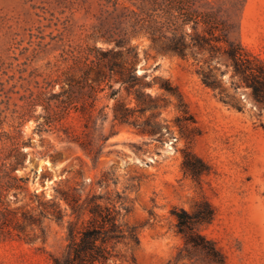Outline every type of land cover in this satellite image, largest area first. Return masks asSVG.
I'll list each match as a JSON object with an SVG mask.
<instances>
[{"label": "rangeland", "instance_id": "obj_1", "mask_svg": "<svg viewBox=\"0 0 264 264\" xmlns=\"http://www.w3.org/2000/svg\"><path fill=\"white\" fill-rule=\"evenodd\" d=\"M191 1L264 61V0ZM152 10L149 0H0V165L21 180L8 201L27 218L20 237L0 242V264H52V254L66 252L75 218L64 195H95L120 211L135 237L116 246L110 264H217L177 230L174 212L194 214L204 203L214 218L199 231L225 263L264 264V105L239 86L226 59L165 50L160 34L138 22ZM113 32L127 34L136 57L125 61L156 108L141 113L115 76L95 84L85 113L78 103L58 119L54 97L77 95L72 81L92 49L124 51L106 39ZM208 71L220 88L204 84ZM120 105L135 111L129 122L116 119ZM194 155L208 167L199 176ZM57 208L63 221L52 216Z\"/></svg>", "mask_w": 264, "mask_h": 264}, {"label": "trees", "instance_id": "obj_2", "mask_svg": "<svg viewBox=\"0 0 264 264\" xmlns=\"http://www.w3.org/2000/svg\"><path fill=\"white\" fill-rule=\"evenodd\" d=\"M149 1L153 4L152 13H147L138 22L147 23L160 34L165 50L182 57L190 54L198 56L206 52L211 61L226 59L233 67V77L238 80L239 86L249 88L254 100L264 105V61L248 53L242 45L231 42L223 27L224 24L215 15L193 8L195 4L191 0ZM187 26L190 27L191 32L186 31ZM116 35L120 38H115ZM126 37L127 34L121 36L113 32L106 38L109 42H115L117 47L123 48L124 51L103 50L99 47L92 49L93 59L87 64L81 79L72 81L74 84L72 86L77 89V95L74 96V91H71L66 99L60 100L59 97H54L58 102V111L55 112L58 119H62L73 108L79 110L78 103H83L80 111L85 113L88 99H95L97 92L95 84L100 86L106 81H111L115 76L120 77L119 82L122 86L128 93L135 95L139 106H143L140 109L141 113L156 108L151 95L144 91L145 86L141 78L130 63L125 61V54L136 57L135 49L126 46ZM91 72L95 73V78L92 80L89 78ZM201 75L204 84L208 87L214 90L220 88L212 71L203 72ZM163 88L168 92L174 91L168 84ZM116 94L114 92L112 97ZM52 99L47 100L48 107L51 106ZM114 112L116 119L129 122L135 111L120 105ZM192 159L194 175L199 176L208 171L202 159L195 155ZM192 159H187L188 165ZM22 189L21 180L14 176L12 171L7 170L4 164L0 165V242L11 238L14 232L18 233V237L24 233L22 223L27 221V218L25 215L19 218L10 208L8 201L12 191ZM101 199L93 195L82 201L81 198L64 195V200L70 206L71 215L75 220L68 224L66 252L60 255L52 254V264H110L116 246L128 238L135 237L130 229L120 223V211L101 204ZM202 206L204 207L200 206L194 214H189L183 209L174 212L178 233L184 237L187 247L206 253L212 262L226 264L223 254L215 243L199 231V227L211 223L214 218L211 205L204 203ZM52 216L58 221H63L66 214L61 208H57ZM86 217L88 220L80 227L79 222Z\"/></svg>", "mask_w": 264, "mask_h": 264}]
</instances>
